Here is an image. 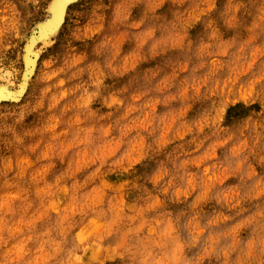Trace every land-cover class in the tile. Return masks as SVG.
I'll list each match as a JSON object with an SVG mask.
<instances>
[{
  "label": "rangeland",
  "instance_id": "obj_1",
  "mask_svg": "<svg viewBox=\"0 0 264 264\" xmlns=\"http://www.w3.org/2000/svg\"><path fill=\"white\" fill-rule=\"evenodd\" d=\"M0 264H264V0H0Z\"/></svg>",
  "mask_w": 264,
  "mask_h": 264
},
{
  "label": "bare ground",
  "instance_id": "obj_2",
  "mask_svg": "<svg viewBox=\"0 0 264 264\" xmlns=\"http://www.w3.org/2000/svg\"><path fill=\"white\" fill-rule=\"evenodd\" d=\"M4 96L2 90L0 89V97Z\"/></svg>",
  "mask_w": 264,
  "mask_h": 264
}]
</instances>
